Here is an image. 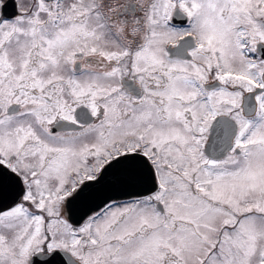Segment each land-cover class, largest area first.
Returning <instances> with one entry per match:
<instances>
[{"label": "snow or ice", "instance_id": "snow-or-ice-1", "mask_svg": "<svg viewBox=\"0 0 264 264\" xmlns=\"http://www.w3.org/2000/svg\"><path fill=\"white\" fill-rule=\"evenodd\" d=\"M0 264H264V0H0Z\"/></svg>", "mask_w": 264, "mask_h": 264}, {"label": "water", "instance_id": "water-1", "mask_svg": "<svg viewBox=\"0 0 264 264\" xmlns=\"http://www.w3.org/2000/svg\"><path fill=\"white\" fill-rule=\"evenodd\" d=\"M138 190H142V189H138ZM113 195H116L118 199L129 198L126 192L113 193ZM81 214H82V211L79 208L74 212V216H80Z\"/></svg>", "mask_w": 264, "mask_h": 264}, {"label": "flooded vegetation", "instance_id": "flooded-vegetation-1", "mask_svg": "<svg viewBox=\"0 0 264 264\" xmlns=\"http://www.w3.org/2000/svg\"><path fill=\"white\" fill-rule=\"evenodd\" d=\"M12 11H14V9L9 8V12H12ZM127 199H128V198H126V199H121V201H123V200H127ZM79 217H80V216H75L76 219H79Z\"/></svg>", "mask_w": 264, "mask_h": 264}]
</instances>
